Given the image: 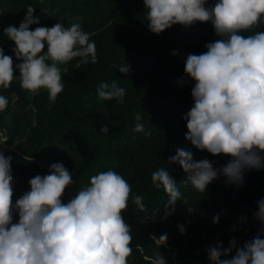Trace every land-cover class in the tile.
<instances>
[{
    "label": "trees",
    "instance_id": "obj_1",
    "mask_svg": "<svg viewBox=\"0 0 264 264\" xmlns=\"http://www.w3.org/2000/svg\"><path fill=\"white\" fill-rule=\"evenodd\" d=\"M215 2L208 0V5ZM29 6L40 21L30 25V30L50 28L57 22L65 27L78 23L96 44L97 62L77 68L80 58H74L59 65L65 87L51 107L47 89L32 93L21 87L18 70L11 86L0 89L9 101L0 113V131L8 137L4 155L12 157L13 186H21L22 193L30 191V179L47 175L52 164L62 163L74 181L62 197L66 203L93 175L118 172L132 187L129 206L122 212L133 236L128 264H153L158 253L166 257V264H210L209 246L222 242L227 248L235 238L237 246L243 247L245 241L255 238L260 222L253 213L257 201L264 198V169L247 170L242 187L226 184L221 175L201 193L187 183V174L179 164L169 162L177 148L190 149L196 161L207 159L214 168L231 159L197 150L185 139L188 129L183 115L193 106L191 89L195 84L185 75V61L189 54L206 52L207 43L220 39L213 25L176 24L154 34L148 29L143 0H0V47L14 65L21 61L4 30L10 25L19 27ZM257 31L264 32V23L242 35ZM124 62L129 66L126 74L119 71ZM101 81H116L125 88L123 103L100 98L97 85ZM137 114L149 134L134 131ZM102 125L109 127L108 134L100 131ZM161 167L182 194L167 219L168 195L151 180ZM135 195L143 197L145 211L134 204ZM217 214L219 222L214 224L212 218ZM178 225L185 227L184 234ZM165 233L166 246L160 247L153 236Z\"/></svg>",
    "mask_w": 264,
    "mask_h": 264
},
{
    "label": "clouds",
    "instance_id": "obj_2",
    "mask_svg": "<svg viewBox=\"0 0 264 264\" xmlns=\"http://www.w3.org/2000/svg\"><path fill=\"white\" fill-rule=\"evenodd\" d=\"M143 4L148 29L154 34L176 24L188 27L210 22L220 37L205 45L206 52L187 56L184 72L195 84L191 89L193 106L183 119L188 129L185 139L197 150L231 159L214 168L207 159L196 161L190 149L177 148L169 162L179 164L187 174V183L201 193L221 175L226 184L242 187L247 170L264 169V32L242 35L264 23V0H216L214 6L208 5V0H143ZM39 23L29 6L19 27L10 25L4 30L21 62L14 65L0 47V89L11 86L18 70L21 87L32 93L47 89L51 107L65 87L59 65L74 58H80L77 68L95 64L97 49L78 23L65 27L57 22L50 28L30 30V25ZM119 71L126 74L128 64L120 65ZM97 94L123 103L126 89L116 81H101ZM8 104L7 97L0 94V113ZM141 119L137 114L134 131L147 135ZM100 131L108 134L109 127L102 125ZM7 142V135L0 131V264H128L133 236L122 212L129 206V182L116 171H102L65 203L62 197L74 183L73 176L62 163H54L47 175L30 179V191L13 204L12 157L4 155ZM151 180L168 195L167 219L181 201L179 185L164 167L154 171ZM133 202L145 211L142 196L135 195ZM14 216L19 217L16 223ZM253 218L260 222L256 237L245 241L243 247L237 246L235 238L227 248L222 242L209 246L210 264H264V198L257 201ZM212 219L218 223L219 214ZM178 229L181 234L186 231L183 225ZM153 239L162 247L168 236L165 233ZM233 249L235 255L228 258ZM153 264H166V257L158 253Z\"/></svg>",
    "mask_w": 264,
    "mask_h": 264
},
{
    "label": "rangeland",
    "instance_id": "obj_3",
    "mask_svg": "<svg viewBox=\"0 0 264 264\" xmlns=\"http://www.w3.org/2000/svg\"><path fill=\"white\" fill-rule=\"evenodd\" d=\"M13 192H14V195L12 197V203L14 204L15 201L20 198V196L23 195V193L21 192V186H13ZM18 219L19 217L18 216H14V219H13V223H16L18 222Z\"/></svg>",
    "mask_w": 264,
    "mask_h": 264
}]
</instances>
